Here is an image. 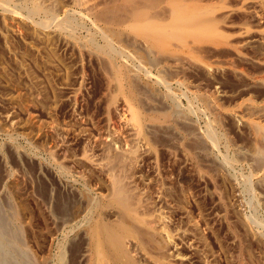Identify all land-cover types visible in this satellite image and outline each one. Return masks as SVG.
I'll list each match as a JSON object with an SVG mask.
<instances>
[{
  "label": "rangeland",
  "instance_id": "374dc122",
  "mask_svg": "<svg viewBox=\"0 0 264 264\" xmlns=\"http://www.w3.org/2000/svg\"><path fill=\"white\" fill-rule=\"evenodd\" d=\"M4 1L0 212L14 229L20 260L87 264L89 221L95 216L88 201L109 193L105 153L135 148L128 180L146 198L149 217H161L156 226L166 257L148 250L139 253L141 263L264 264V173L252 158L257 142L244 118L251 115L264 126V118L252 114L264 110V39L257 33L264 0H199L197 7L214 6L216 15L224 14L218 23L224 42L187 38L188 51L170 40L164 51L149 55L130 36L116 41L98 12L77 1ZM30 1L68 17L63 30L49 21L42 25L44 14L34 12ZM86 1L101 8L107 0ZM104 35L119 52L116 59L126 82L133 81L136 101L119 93L111 70L87 44L91 39L102 45ZM200 95L215 98L219 118ZM132 104L141 118L170 111L169 119L143 120V137L134 142ZM186 110L187 116H177ZM210 121L218 136L214 144L200 139ZM104 212L106 221L116 220L115 208Z\"/></svg>",
  "mask_w": 264,
  "mask_h": 264
},
{
  "label": "bare ground",
  "instance_id": "6f19581e",
  "mask_svg": "<svg viewBox=\"0 0 264 264\" xmlns=\"http://www.w3.org/2000/svg\"><path fill=\"white\" fill-rule=\"evenodd\" d=\"M74 1H77L79 5L84 4L83 7L85 10L97 11L99 18L108 24L107 28L112 37L114 39H117L116 41L120 40L123 35L130 36L133 39V42H131L132 44L141 43V45L146 47V53H148L147 55H149V52L152 50L164 51L167 48L168 42L170 40L173 41V47L182 50L186 49L188 51H190V46L186 42L187 38L194 39L192 43H198L199 41L201 42V40H206L208 42L217 44L224 42L225 34H223L222 30L218 28V23L220 20H222L221 16H223L224 14L216 15V12H214V6H211L212 8L214 7V9L209 6H205L204 4L200 7H197L195 3L197 1L200 2L199 0H107L105 5L101 8H98V4L96 2L90 3V1L89 3H87L86 0H84L86 1V3L83 0ZM7 2L8 0L4 1L3 3L5 4ZM31 3V7L34 12L44 14V19L41 21L42 25L46 26L47 22L49 21L50 23H55L54 25L63 30L64 22L68 17L60 19L54 16L48 10H46V8H44L47 6L43 7V5H41L42 2L37 4V2L35 3V1H32ZM189 4H192L193 6H189ZM47 9L49 8L47 7ZM47 14H49L48 16L51 17L49 18L50 20H45V16ZM162 19L166 20V23L163 24L161 22H158V20ZM192 32H196L197 37H186ZM257 33L259 34V37L261 39H264V22L261 24V28H259ZM102 39H104L103 44L101 43L102 45H98L99 43L95 44L91 39L87 44L97 54L101 55L104 60V65L111 70L112 80L115 81L119 93L125 96L124 94L125 92H127L128 94H126V97L131 100L128 96L130 95L136 101V90L134 91V86L130 84V82L133 81H129L130 79H128V83L126 82L127 75L125 73V69L122 63H118L119 60L116 59L117 57L119 58V52L115 49L110 38L107 37V35H104ZM142 49L144 50V48ZM205 69H207V67ZM161 81L162 83L164 82V80ZM165 97H167V99L169 98L168 100L174 99H172L171 94H166ZM201 98L207 104V109L208 111H211L213 117L219 118L221 115V111L215 104V98L213 96L210 97V99L212 98L213 101H210L208 99L209 97L206 96H201ZM249 104L245 105L246 109H248L247 107L249 106ZM130 107L131 108H129V112L131 115L130 117L133 121V123H131L133 127L132 130H134V142L136 139L138 141V139L143 137V120L149 121L150 123H157L160 121H167L169 119L168 113L170 111H166V113L159 112L158 114H146L147 116L141 118V112L137 108H135L133 104ZM171 108L174 110L175 105H172ZM9 111H5L4 117L5 120L13 123L12 117L10 116L11 111ZM188 112L189 110H186L180 112V114L177 113L178 115L176 113L175 114L177 116H180L182 114V116L184 117L185 115L187 116ZM252 114H256L257 117L264 118L263 109H257ZM250 116L251 115L247 116L246 114L244 118L248 128L252 132L254 140L257 142V146L255 145L256 147L254 148V151L252 153V158L255 159L256 164L262 169V172L264 173V126L259 122L251 119ZM183 117L181 118L183 119ZM213 122L210 121L209 125L206 124L207 128L205 134L202 138H200L203 141L207 140V142L209 140L211 144H214L218 138L216 132L211 126ZM134 149L130 148L128 150L119 151L108 149L105 153L104 165L106 166V171H109L106 173V183L108 185L109 193L106 198H100L92 202L90 201V203L88 201V204L90 205L89 209L90 211H95V216L92 215V223L89 221V224L91 225L88 228L87 236V241L89 242V250L88 252H86L88 253L86 256L88 257L87 264H143L138 259V257H140L139 253L143 252L144 254L145 252L147 254L149 253L148 250H154L158 259H166L164 244L161 236L162 233L160 234V232L158 231V226H156V223L160 221L161 217H149L148 213L144 211L147 204L146 198H144L142 194L132 186V181L130 182L128 180L130 179L129 175L133 174H129L130 167H132V165L137 160V154L135 153L136 150ZM263 179L264 174L262 180ZM1 192L2 187L0 186V194ZM109 207L116 209L117 218L115 221H106L107 218L105 219L104 217V211ZM161 223L163 222H160V225ZM10 225L11 224L9 220L6 219V217H4L0 212V264H24L23 261L18 257L19 253L15 252L17 250L16 247L18 246L16 242V234L13 231L14 229H11ZM162 228L163 226H160L159 229ZM135 247H139L138 249H140L141 251L137 248L135 249ZM61 254L60 252L58 254V258L60 259V261L62 259ZM85 254L83 255L85 256ZM158 259L156 258V260ZM33 264L39 263L35 261Z\"/></svg>",
  "mask_w": 264,
  "mask_h": 264
}]
</instances>
